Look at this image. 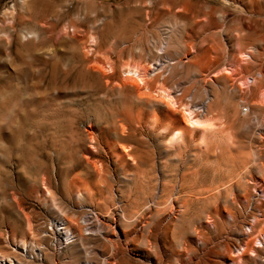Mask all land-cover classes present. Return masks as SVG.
Listing matches in <instances>:
<instances>
[{
  "label": "rangeland",
  "instance_id": "obj_1",
  "mask_svg": "<svg viewBox=\"0 0 264 264\" xmlns=\"http://www.w3.org/2000/svg\"><path fill=\"white\" fill-rule=\"evenodd\" d=\"M0 92V264H264V0H0Z\"/></svg>",
  "mask_w": 264,
  "mask_h": 264
},
{
  "label": "bare ground",
  "instance_id": "obj_2",
  "mask_svg": "<svg viewBox=\"0 0 264 264\" xmlns=\"http://www.w3.org/2000/svg\"><path fill=\"white\" fill-rule=\"evenodd\" d=\"M27 37H28V36H27ZM29 39H31V38H29ZM44 51H45V50H43V52H44ZM44 53H45V52H44ZM39 54H40V53H39ZM46 54H47V53H46ZM18 66H19V65H18ZM46 66H48V65H46ZM40 67H41V66H40ZM44 68H45V67H44ZM23 69H24V68H23ZM21 71H23V70H21ZM24 72H25V71H24ZM34 76H35V75H34ZM34 78H35V77H34ZM44 79H45V78H44ZM35 81H38L37 78H36ZM35 81H33V82H35ZM41 81H42V78H41V80H40V83H41ZM44 81H45V80H44ZM44 81H43V82H44ZM36 83H37V82H36ZM38 83H39V82H38ZM28 85H29V84H28ZM33 85H34V84H33ZM29 87H30V86H29ZM33 87H34V86H33ZM33 87H32V88H33ZM37 87H39V84H38V86L36 85V88H37ZM30 88H31V87H30ZM33 89H34V88H33ZM38 89H39V88H38ZM38 89H37V90H38ZM3 90H5V89H3ZM31 90H32V89H31ZM0 93H1V92H0ZM3 94H4V93H3ZM0 96H1V94H0Z\"/></svg>",
  "mask_w": 264,
  "mask_h": 264
},
{
  "label": "built area",
  "instance_id": "obj_3",
  "mask_svg": "<svg viewBox=\"0 0 264 264\" xmlns=\"http://www.w3.org/2000/svg\"><path fill=\"white\" fill-rule=\"evenodd\" d=\"M244 111H248V106H243Z\"/></svg>",
  "mask_w": 264,
  "mask_h": 264
}]
</instances>
